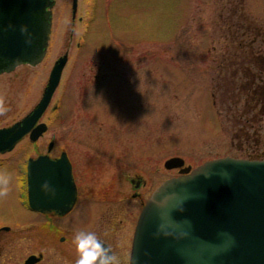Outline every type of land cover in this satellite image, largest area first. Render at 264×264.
<instances>
[{"label": "rangeland", "instance_id": "obj_1", "mask_svg": "<svg viewBox=\"0 0 264 264\" xmlns=\"http://www.w3.org/2000/svg\"><path fill=\"white\" fill-rule=\"evenodd\" d=\"M95 4L88 7L87 18V2L80 0L77 16L85 21L72 24L71 0H56L42 60L0 74L1 126L32 109L54 61L68 55L41 117L47 130L36 141L24 138L0 154V224L35 221L26 202L21 203L26 197H20L19 163L39 149L46 151L53 141L52 153L66 150L81 169L76 173L82 182L78 209H88L85 197L98 206L91 212H99V223L121 228L119 241H112L120 264H128L126 231L135 223L140 200L179 173L178 167L164 166L167 158L179 156L185 166L194 167L216 156L264 155V118L259 130L251 128L257 135L251 131L244 139L233 116L243 103L237 104L233 76L250 56L247 47L237 44L238 35L242 21L264 27V0ZM53 103L56 109H51ZM135 174L146 180L140 199L131 196L128 179ZM32 236L26 230L23 255L34 251Z\"/></svg>", "mask_w": 264, "mask_h": 264}, {"label": "water", "instance_id": "obj_2", "mask_svg": "<svg viewBox=\"0 0 264 264\" xmlns=\"http://www.w3.org/2000/svg\"><path fill=\"white\" fill-rule=\"evenodd\" d=\"M52 5L53 0H0V72L42 60ZM66 60L63 54L54 62L35 106L0 128V152L10 151L24 135L34 141L46 130V123L38 120ZM183 164L179 156L164 161L166 168L178 167L180 174L160 183L142 205L129 264H264V159L227 155L194 168ZM45 181L56 189L55 197L40 190ZM131 182L138 186L140 176ZM26 189L30 209L68 210L75 200V186L65 152L56 159L48 154L29 157Z\"/></svg>", "mask_w": 264, "mask_h": 264}, {"label": "flooded vegetation", "instance_id": "obj_3", "mask_svg": "<svg viewBox=\"0 0 264 264\" xmlns=\"http://www.w3.org/2000/svg\"><path fill=\"white\" fill-rule=\"evenodd\" d=\"M85 1L87 2V6L85 8L84 13L88 18L89 15L88 7L96 5L95 3H97V0H94V2H90V0H84V2ZM79 2L80 0L76 1V7L75 10H73V0H71L70 18L72 24L75 21V19H78L79 21L81 20L85 21V18L84 17L82 18L81 15L77 16V12L79 9L78 8ZM55 4H56V0H53V6L51 8L52 22L54 18L53 8ZM51 30H52V26H51ZM65 53L67 55V52ZM67 59H68V55H67ZM57 106H58L57 103H53L51 105V109H56ZM8 125H1L0 127L8 126ZM42 135L43 134H41L39 137H41ZM24 138L28 139V136H25ZM53 148H54V142L49 141L46 146V151L39 149V151L33 157H37L38 155L41 154H48L50 158L56 159L60 156L62 152H65L70 164L72 181L75 186V200L73 204L70 206V208L64 212H59L53 209L43 211V210H31L27 208L30 212L36 215L34 216L35 221L24 222L22 221V219H20L16 221H9V222L7 221L8 222L7 224H0V264H76V261L79 259L80 253L77 249V245L73 242V238L76 232L79 230H87V231L95 232L98 239L103 244H105L107 248L110 250V253L116 254L114 250L115 246L112 240L119 241V238L121 236L120 233L121 228L118 226H113V224L105 225L104 223H99L97 217L99 212L98 211L96 212L94 211L95 213L91 212V207H95L96 205L93 204L96 203L91 204L90 200L85 197L83 201L86 202L88 209L86 208L84 212H81L82 210L78 209L79 203L82 200L81 199L78 201L80 188H82V182L80 181L81 177L80 176L77 177L76 175L78 169L81 171V169L78 168L79 164L73 161V159L66 150H60L58 154L54 155L52 153ZM5 153H9V152H5ZM5 153H0V154H5ZM20 165H21V170L23 171V175L21 176L20 174L19 177L20 182L22 183L20 184V188L24 189V192L20 193V197L22 198L23 194L25 195L26 193V161L23 165L19 163V166ZM81 175L83 179L84 174L81 173ZM137 176H140V184L136 187H133V183L131 182V180L132 178ZM128 180L133 190L131 196L133 198L142 197L141 193L139 192V189L146 184V180L141 175L138 174L130 176ZM153 189L148 192L146 198L140 200L141 206L144 203V201L149 197ZM25 202H26L25 199H21L22 204H25ZM89 210H90V214H89ZM75 212L79 214L73 217V214ZM134 226L135 223L132 229L130 226H128L126 231L127 235L128 234L130 235V245H131ZM26 230L29 233L33 234L32 237L34 239L35 245H34V251L28 253V255H23L24 252L23 245H24V239L26 237ZM130 245H129V252H130ZM29 256H33L32 261L26 262ZM128 258H129V254H128Z\"/></svg>", "mask_w": 264, "mask_h": 264}, {"label": "trees", "instance_id": "obj_4", "mask_svg": "<svg viewBox=\"0 0 264 264\" xmlns=\"http://www.w3.org/2000/svg\"><path fill=\"white\" fill-rule=\"evenodd\" d=\"M242 24L238 35L240 41L237 44L247 47L250 56L243 60V65L236 69L233 76L237 82L234 88V93L238 96L237 104L243 102L241 107L238 104L236 117L233 116L243 132V138L248 139L251 131L257 135V127L264 118V27L252 20H248V23L242 21ZM255 127L257 129L251 130ZM261 156L263 154L257 152L247 155L250 158Z\"/></svg>", "mask_w": 264, "mask_h": 264}, {"label": "clouds", "instance_id": "obj_5", "mask_svg": "<svg viewBox=\"0 0 264 264\" xmlns=\"http://www.w3.org/2000/svg\"><path fill=\"white\" fill-rule=\"evenodd\" d=\"M40 190L49 197H55L57 194L56 189L48 181L41 185ZM73 242L80 253L76 264H120L118 256L115 253H109L93 231H77Z\"/></svg>", "mask_w": 264, "mask_h": 264}]
</instances>
